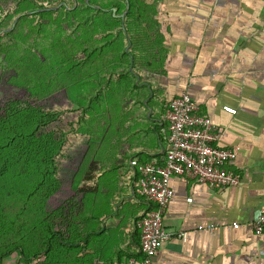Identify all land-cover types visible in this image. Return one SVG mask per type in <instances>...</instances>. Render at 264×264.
Wrapping results in <instances>:
<instances>
[{"label":"crops","instance_id":"1","mask_svg":"<svg viewBox=\"0 0 264 264\" xmlns=\"http://www.w3.org/2000/svg\"><path fill=\"white\" fill-rule=\"evenodd\" d=\"M96 1L80 6L94 14L79 27L77 77L61 90L75 115L68 140L88 264H140L136 221L149 205L129 160L161 163L164 112L182 92L217 125L215 144L235 153L225 167L239 180L213 188L171 176L163 224L172 235L152 264H264V230L251 226L264 210V0H137L138 21L124 20L130 0ZM104 12L121 21H102Z\"/></svg>","mask_w":264,"mask_h":264},{"label":"trees","instance_id":"2","mask_svg":"<svg viewBox=\"0 0 264 264\" xmlns=\"http://www.w3.org/2000/svg\"><path fill=\"white\" fill-rule=\"evenodd\" d=\"M63 1L69 3L14 0L15 12L24 15L5 32L13 34L33 11V42L40 49H33L30 65L33 64L35 75L44 76L38 83L45 86L37 93L38 99L66 89L76 79L79 27L94 14L80 6L97 4L96 0H75L77 7L72 9L63 5L47 9ZM108 3L118 7L123 0ZM137 4V0L129 1L125 21L140 19ZM101 19L108 23L121 21L111 12H104ZM9 105L6 115L0 117V167L4 172L0 192V264L8 259L34 264H88L91 256L84 251L87 221L76 198L49 212L43 206L61 185L54 163L65 140L64 132L56 128L59 113L43 110L38 104ZM72 187H77V180Z\"/></svg>","mask_w":264,"mask_h":264},{"label":"built area","instance_id":"3","mask_svg":"<svg viewBox=\"0 0 264 264\" xmlns=\"http://www.w3.org/2000/svg\"><path fill=\"white\" fill-rule=\"evenodd\" d=\"M221 108L231 114L236 112L230 105H222ZM164 119L166 148L161 163L155 160L139 162L136 157L129 160L137 174L135 192L149 205L136 221L142 255L140 264H152L161 243L172 235L163 224V215L172 196L171 176L204 181L213 188L234 186L239 180L238 174L225 167L235 158V153L215 144L217 125L199 112L187 93L182 92L168 101ZM251 226L257 234L264 230V210L256 215Z\"/></svg>","mask_w":264,"mask_h":264},{"label":"rangeland","instance_id":"4","mask_svg":"<svg viewBox=\"0 0 264 264\" xmlns=\"http://www.w3.org/2000/svg\"><path fill=\"white\" fill-rule=\"evenodd\" d=\"M67 1L72 3V0ZM13 3L14 0H0V88H3V92L0 93V117L6 115L11 103L18 104L20 107L23 105L33 107L34 104H38L43 110L59 113L56 128L64 132L66 138L54 162L59 172L61 187L43 205L44 210L49 212L57 205L78 198L77 191L75 192L76 188L69 187L77 180L74 160L78 147L72 140H68V137H71L75 131L73 124L75 115L73 109L65 107V98L61 90L46 97L37 98V93L45 86L38 83L42 81L41 76L43 75H35L33 64L30 65L31 59H33V49H40V45L33 42V15H31L33 11L28 13L27 20L21 25L18 21L19 26L14 29L13 34L6 35L5 32L12 29L18 18L24 15V13L15 12L12 7ZM69 157L72 159L70 162ZM70 190L74 193L72 194Z\"/></svg>","mask_w":264,"mask_h":264},{"label":"snow or ice","instance_id":"5","mask_svg":"<svg viewBox=\"0 0 264 264\" xmlns=\"http://www.w3.org/2000/svg\"><path fill=\"white\" fill-rule=\"evenodd\" d=\"M2 92H3V88H0V93ZM2 132H3V129H2V126H0V140H2ZM3 184H4V172H3V168L0 167V192H2Z\"/></svg>","mask_w":264,"mask_h":264},{"label":"water","instance_id":"6","mask_svg":"<svg viewBox=\"0 0 264 264\" xmlns=\"http://www.w3.org/2000/svg\"><path fill=\"white\" fill-rule=\"evenodd\" d=\"M125 3H126V8H127V6H128V2H127V0H125ZM113 14H114V13H113ZM120 16L123 17V16H124V13H121Z\"/></svg>","mask_w":264,"mask_h":264}]
</instances>
